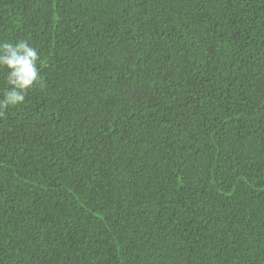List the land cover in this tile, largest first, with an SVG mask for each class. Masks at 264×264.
Returning a JSON list of instances; mask_svg holds the SVG:
<instances>
[{"label":"trees","instance_id":"obj_1","mask_svg":"<svg viewBox=\"0 0 264 264\" xmlns=\"http://www.w3.org/2000/svg\"><path fill=\"white\" fill-rule=\"evenodd\" d=\"M19 40L0 264H264V0H0Z\"/></svg>","mask_w":264,"mask_h":264},{"label":"clouds","instance_id":"obj_2","mask_svg":"<svg viewBox=\"0 0 264 264\" xmlns=\"http://www.w3.org/2000/svg\"><path fill=\"white\" fill-rule=\"evenodd\" d=\"M40 63L37 50L27 40L0 42V68L8 70V89L0 99V117L9 107L24 103L28 90L42 82Z\"/></svg>","mask_w":264,"mask_h":264},{"label":"bare ground","instance_id":"obj_3","mask_svg":"<svg viewBox=\"0 0 264 264\" xmlns=\"http://www.w3.org/2000/svg\"><path fill=\"white\" fill-rule=\"evenodd\" d=\"M59 77V76H58Z\"/></svg>","mask_w":264,"mask_h":264}]
</instances>
